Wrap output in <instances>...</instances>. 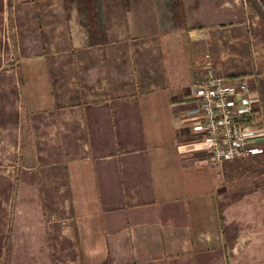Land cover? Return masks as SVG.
<instances>
[{
	"label": "crops",
	"instance_id": "0c3cea01",
	"mask_svg": "<svg viewBox=\"0 0 264 264\" xmlns=\"http://www.w3.org/2000/svg\"><path fill=\"white\" fill-rule=\"evenodd\" d=\"M8 1L1 17L15 58L0 62V209L15 212L0 219V241L8 232L9 256L49 257L57 224L74 246L63 264H264L260 238L225 232L218 176L183 119L199 58L194 72L155 0ZM231 69L217 72L246 78L264 110V74ZM51 193L58 213L44 218Z\"/></svg>",
	"mask_w": 264,
	"mask_h": 264
},
{
	"label": "rangeland",
	"instance_id": "374dc122",
	"mask_svg": "<svg viewBox=\"0 0 264 264\" xmlns=\"http://www.w3.org/2000/svg\"><path fill=\"white\" fill-rule=\"evenodd\" d=\"M155 2L162 12L165 33L175 37L177 42L179 38L184 45H188L186 55L193 62L194 72L197 59L207 52L216 71H222L221 68L226 66L232 68V74L236 75L264 74V0ZM7 4L8 0H0V62L3 66L15 58L8 23L1 17V11ZM187 28L192 30L191 38L186 33ZM254 115L264 118V110L260 105L255 107ZM260 147L258 151L231 159L210 160L219 179L217 189L221 216L230 241L243 235L253 242L260 238L264 243V140L260 142ZM203 150L207 155L206 150ZM48 198L52 209L50 215L44 213V218H52L58 213L54 204L57 201L56 194L51 193ZM2 204L0 212L3 215L0 213V219L6 221L10 215L13 217L14 204ZM54 229V235L50 233L43 245L44 250L49 249V257L44 253L43 256L28 258L31 264L46 263L48 260L53 264H63L59 263L64 259L61 255L65 254L63 251L74 250L73 241L58 235L57 224ZM249 235L258 237L250 238ZM8 237L6 232L4 240L0 241V264H24L27 258L9 256Z\"/></svg>",
	"mask_w": 264,
	"mask_h": 264
},
{
	"label": "built area",
	"instance_id": "2783aa9c",
	"mask_svg": "<svg viewBox=\"0 0 264 264\" xmlns=\"http://www.w3.org/2000/svg\"><path fill=\"white\" fill-rule=\"evenodd\" d=\"M188 94L192 104L183 119L197 133L209 160L231 159L261 149L264 125L252 118L254 95L246 78L217 72L204 52Z\"/></svg>",
	"mask_w": 264,
	"mask_h": 264
}]
</instances>
